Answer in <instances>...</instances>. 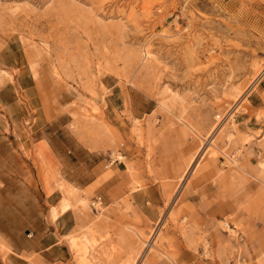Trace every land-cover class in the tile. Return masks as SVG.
<instances>
[{"label":"rangeland","instance_id":"1","mask_svg":"<svg viewBox=\"0 0 264 264\" xmlns=\"http://www.w3.org/2000/svg\"><path fill=\"white\" fill-rule=\"evenodd\" d=\"M262 160L264 0H0V264H264Z\"/></svg>","mask_w":264,"mask_h":264},{"label":"crops","instance_id":"2","mask_svg":"<svg viewBox=\"0 0 264 264\" xmlns=\"http://www.w3.org/2000/svg\"><path fill=\"white\" fill-rule=\"evenodd\" d=\"M39 141H41V139ZM25 148H27L26 145H22L19 153L26 157L32 155V153L26 154ZM61 197V192L59 189L55 188L48 194L43 191L42 197L40 198L46 209L45 213L42 215L43 219H41V222L46 226L44 233L47 232V234L51 235L53 239L47 244L40 246L29 244L17 248L12 247L10 253L5 256L3 264H37L35 262H29L28 258L25 257L32 253L37 256L36 260L41 264L64 263L67 259L69 249L67 244L61 241L59 237L66 236L68 233L72 232L76 226L77 220L71 209L60 213L53 220L50 218V207L58 205ZM34 232L36 234L39 233L38 230H35ZM34 232L32 233L34 234ZM63 247L65 250H62Z\"/></svg>","mask_w":264,"mask_h":264},{"label":"bare ground","instance_id":"3","mask_svg":"<svg viewBox=\"0 0 264 264\" xmlns=\"http://www.w3.org/2000/svg\"><path fill=\"white\" fill-rule=\"evenodd\" d=\"M257 78V77H256ZM219 131V130H218ZM201 140V139H200ZM207 141V140H206ZM205 143V142H204ZM205 145V144H204ZM210 147V145H208ZM212 147V146H211ZM47 149V148H46ZM44 151V150H43ZM41 151V152H43ZM50 153V151H49ZM201 155V154H200ZM203 155V154H202ZM203 157V156H200V158ZM47 159V158H46ZM201 160V159H200ZM199 164V163H198ZM47 165V164H46ZM259 165L261 167H264V160L260 161L259 162ZM51 166V165H50ZM197 166V165H196ZM198 167V166H197ZM61 187L64 188V195H62V203L63 204H66V203H69L70 200H69V197L68 196H73L76 191H77V188L74 187V186H71V185H68V184H63ZM82 205H85L84 202H82V200L80 201ZM52 213L54 214L55 213V210L52 209ZM83 235V234H82ZM81 235V236H82ZM87 235V234H86ZM82 236V237H71L69 239V246H71V248L74 250L75 254L79 257V262H81V264H93L92 263V259H89L88 258V253H89V250L90 248L92 249L93 247V238H90L88 236ZM153 245V244H152ZM146 246V245H145ZM154 246V245H153ZM152 246V247H153ZM156 248V247H154ZM74 254V253H73ZM91 256V254H90ZM94 259V257H93ZM97 259V258H96ZM173 261V260H172Z\"/></svg>","mask_w":264,"mask_h":264}]
</instances>
